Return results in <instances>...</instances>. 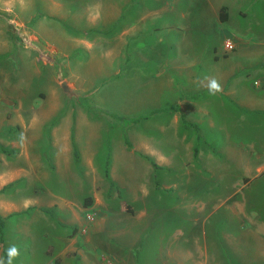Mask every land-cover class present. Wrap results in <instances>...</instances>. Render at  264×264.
<instances>
[{"label":"rangeland","instance_id":"1","mask_svg":"<svg viewBox=\"0 0 264 264\" xmlns=\"http://www.w3.org/2000/svg\"><path fill=\"white\" fill-rule=\"evenodd\" d=\"M220 2L236 7L230 9L229 22L217 18L212 29V11ZM92 7L104 9L105 27L85 23L77 12ZM129 21L131 29L135 24L136 30L124 32ZM119 27L123 34L116 44L114 34ZM72 35L84 37V43L73 41ZM226 36L237 43L236 52L234 46L224 49L236 58L234 72L242 66L259 67L249 74L250 83L257 85L262 80L259 69L264 67V0H0V213L5 221L0 258L15 244L20 256L14 264H82L81 257L89 258L98 245L120 247L121 236L110 233L101 240L109 224L115 231L112 215L119 212L98 214L99 206L92 203L84 208L81 203L92 191H101L105 200L103 184L109 179L103 168L110 152L109 172L116 183L110 185L113 191L107 197L136 205L129 199L130 186L135 180L146 179L145 173L150 179L151 169L146 160L130 155L123 138L139 143L147 132L165 153L175 147L168 152V165L162 164L169 168H212V158L204 155L212 151V143L218 146L226 138L233 145L240 137L248 138L246 145L260 147L264 139L262 114L252 125L240 122L235 110L231 116L220 114L218 99L207 90L205 78L209 76L202 75L204 72L212 77V44L221 50L218 54L228 55L220 46L223 42L224 47ZM86 45L92 48L86 49ZM175 59L181 65H173ZM217 65L222 66L219 61ZM166 74L170 87L160 84ZM159 75L161 78L155 79ZM239 79H228L229 84L218 81L229 90L251 89ZM63 80L69 91L62 88ZM156 90L162 95L150 93ZM187 92L198 95L184 99L182 94ZM179 98L180 107L176 105ZM192 99L195 108L188 105ZM252 104L251 108L259 110L260 103ZM157 107L158 112L146 117ZM244 111L239 115L252 114ZM212 117L218 118L220 125L213 127ZM62 127L66 137H60ZM58 138L65 141L56 143ZM73 141L79 150L78 160L73 157ZM193 143L200 152L198 159L192 155ZM244 150L239 148L241 153ZM176 151L184 159H180L182 154L177 157ZM192 170L183 178L176 177L185 187L193 184V174L198 184L204 182V177L198 171L192 174ZM8 182L12 184L1 189ZM162 200L171 199L165 195ZM49 205L53 206L50 211L40 209ZM164 205L150 206L158 212H148V220L153 223L145 229L147 236L138 264L165 259L162 248L167 244L185 248L192 242L189 237L201 231L199 221L193 220L196 209L180 206L172 213ZM72 209L80 215L76 217ZM86 212L91 222L98 216L95 225L101 227V237L96 238L84 227L70 246L67 241L75 236L67 226L88 223ZM172 216L174 219L167 222L165 218ZM178 220L185 223L179 233ZM210 223L212 219L206 223V231H212ZM172 237L176 238L173 242ZM244 237L249 235L245 233ZM49 246L51 253L46 252ZM250 248L247 255L221 257L231 260L230 264H264L262 256L250 255ZM67 250L73 254L66 255ZM100 257L104 260L108 254L100 251Z\"/></svg>","mask_w":264,"mask_h":264},{"label":"crops","instance_id":"2","mask_svg":"<svg viewBox=\"0 0 264 264\" xmlns=\"http://www.w3.org/2000/svg\"><path fill=\"white\" fill-rule=\"evenodd\" d=\"M221 5H225L227 9V18L225 20L220 19L219 8ZM232 7L236 6L232 5ZM92 8L93 9L85 8V10L77 12L82 14L81 16L83 17L81 19L85 23L95 25L100 23L103 25L102 28L105 27L104 9L96 7ZM231 8L223 2L219 3L218 9L216 11H212V19L215 20L212 21V29H215L213 24H216L218 21L217 18L221 22H229L228 19L230 17ZM91 10L92 12L90 13ZM119 14L120 13L118 11L117 17H120ZM168 14V10H166L165 16L167 17ZM109 23L110 21L108 24ZM131 27V22L129 21V23L123 27L124 29H122L124 32L136 30L135 24H133L132 29ZM122 29L121 27L117 28V33L114 34V38L117 39L116 44L122 38ZM82 38L76 35H72L71 37L73 41L76 39L77 41L84 43L82 41L84 39ZM93 38L94 36L92 39ZM88 39L85 37V41H88ZM226 39L231 40L228 36L224 38V40ZM233 43L234 48L232 50L236 52L237 43ZM220 46L222 47L223 54L231 52L224 51L223 42ZM55 47H62V45H55ZM89 48H92V46L86 45V49ZM115 49H117V47H115ZM219 51L221 50L217 47L216 43L212 44V77L227 84H229L228 79L239 77V81H242V84L245 87L251 88L247 90H229L227 89V86L224 88L222 87L223 95H215L219 101L217 102V108L219 109L220 114L230 115L231 111L235 110L237 112V118L240 116V122L242 121L245 123L248 121L250 125L255 122H259L261 114L264 120V67L259 69V72H262L260 73L262 80H259L257 85H252L250 83L249 74L252 70L258 71L255 68L259 67L242 66L238 72H234L233 64L237 63L236 58L234 60V55L232 53L228 55H220L218 54ZM218 61L222 66L217 65ZM172 63L177 66L181 65V62L177 59H175ZM242 63L244 65L243 61ZM118 71L119 70L116 69V72ZM201 74L199 73L198 78L202 75H208L211 77V75L204 72L202 75ZM161 76L162 75H159L155 79L161 78ZM160 84L170 87V78L167 74ZM150 93H153L156 96L162 95L158 90L150 91ZM176 95H180L177 90ZM196 95H198L197 92H187L182 94V97L184 96L183 98L185 99V96L193 97ZM225 95H227L228 98ZM255 95L256 98H254ZM193 100L194 99L189 101L188 105L191 104L195 108V102ZM178 101L179 103H176V105L179 107L182 106V98H179ZM254 102L260 103L258 104L260 107L259 110L251 108L254 107L252 104ZM153 109L159 108L157 107ZM244 110H248L252 114H244L243 116L239 115V112L245 113ZM254 113H260V115H255ZM252 116L255 117L252 118ZM220 123L221 121L218 118L214 119V117H212L213 127L215 124L220 125ZM198 126L199 125L197 124V127ZM262 127L264 128V125H262ZM65 132V128L62 127L60 137H66L67 132ZM68 134L70 136V130L68 131ZM133 136L135 137V133L132 137ZM123 140H125V138H123ZM61 141L64 142V138H58L56 143ZM197 143H193V149L195 146L196 152L194 153L193 151L192 153L196 159L200 156ZM248 143V138L245 140L243 137H240L237 143H234L235 145H233V143L227 138L226 142L221 143L218 146L212 143V151L204 155V157L212 158V168L203 167L198 169L186 167H165L164 165H168L167 162H169L170 155L168 152L174 151L175 147L171 149L168 148L169 151L165 153L160 146H156V143L151 140L150 135H148L147 132L143 135L142 139L139 140V143H137L136 140H133L131 141V147L128 148L124 145L123 147L130 152L131 156H135L138 160L141 159V161L143 159L147 161V168L151 169V171L148 172L151 173V178L149 179L147 173H145L146 179H141L140 181L135 180L134 185L130 186L129 190L131 194L129 199L131 201H135L136 205L132 204L129 200L122 199L121 197L119 201L113 200L112 196H110V198L107 197V195L113 191L112 187L110 188V185L116 183L114 179L111 178L113 175L111 172H109L108 176L104 173V175L109 179V181L107 180V182L103 184L104 189L102 192L105 194V200L103 199V193H101V191L96 193H93L92 191V193H87L84 196L81 203V206L84 208L94 203L93 206H99L98 214L100 212L102 213V211H110L113 213L114 210H117L119 212L118 215H112L113 219L116 221L115 231H113L109 224L105 233L102 234L103 239L101 240H106L108 238L107 235L111 233V235L114 234V236H121L122 244L120 243V247L113 249L110 248L111 250L107 248L108 246L106 244L98 245L97 252H91V256H89V258L81 257L83 260L82 264H105L107 261H111L114 264H138L142 253L141 251L143 249L144 239L147 236L145 229L149 230L150 224L153 223V221L148 220V212L154 210L155 207L150 206L153 205L160 208L163 203L165 204L164 206H166V209L169 211L171 210L172 213H175L180 206L196 209L193 220L195 222L199 221L201 231L198 234H194L189 237V239H192V242L190 245L185 246V248H181L179 246L173 248L169 244L166 245L164 243L166 246L162 249L164 250L166 258L164 259L161 257L162 260L154 258L150 264H230L231 260H223L221 256L225 254L234 256L247 255L249 254V247H251L250 249L253 251L250 255L254 254L262 256L264 261V139L261 142L260 147H250L249 145H246ZM239 148L245 149L244 152H239ZM136 149L139 152L134 153ZM234 150L237 151L236 155ZM225 152H227V155H225ZM176 153L178 154L177 157L182 154L178 151H176ZM144 155L151 157L160 165V167L154 170V167L150 163L149 159ZM180 159H184L183 154L180 156ZM160 161L162 162L161 164L159 163ZM236 165L238 167H236ZM109 169H111L110 165ZM189 169H193L191 171L192 174L198 171L200 176L204 177V182H199L198 184L197 182L199 179L193 174L194 178L192 179L193 184L191 186L185 187L184 184H181L182 181L176 177H185L189 173ZM110 179L113 181V184H111ZM190 188L192 192L189 191ZM171 193L175 196H172ZM93 194L96 199H94ZM165 195H169L171 200H162V197L164 198ZM87 196L90 197L89 203H86ZM121 200H124L130 206V209L123 208L120 204ZM96 202L97 204H95ZM44 207H48L50 209L53 208L52 205H49L41 206L40 209L44 210ZM70 208L71 207H68L67 205V209ZM155 211H157V209H155ZM72 212L76 217H78L79 213H76L77 211L72 209ZM13 213L14 212H11L8 215ZM86 214L87 212L85 215ZM197 216H199L198 219ZM86 218L87 222L89 221L93 224L90 225L89 222L81 226L68 224L69 226H67V228L70 229L71 236H75L74 239L67 241V244L70 246L74 245L76 238H78L80 231L84 230V227H86L87 230L91 229V232L96 236V238L101 237L99 231L101 230V227L95 225L98 216L94 222H91V219L87 216ZM83 219H85V217H83ZM165 219L168 220L167 222H170L174 219V216L171 218L167 217ZM211 219L212 223L210 224H212V231H206V223ZM177 222L176 230L179 233L184 228L185 223L180 220ZM78 226L80 227L77 228ZM164 232L168 233L167 229H165ZM245 233H247L249 237H244ZM126 234L128 235L127 237H125ZM166 236L168 237L170 235L167 234ZM166 236H164V239ZM174 239L176 238L172 237V242ZM50 248L51 246L46 249L47 253H51ZM246 248L247 250L245 252ZM100 251H105L106 254H108V257L104 260L101 259ZM69 254L71 255L73 253L72 251L67 250L66 255ZM81 258L78 259V263L81 262Z\"/></svg>","mask_w":264,"mask_h":264},{"label":"trees","instance_id":"3","mask_svg":"<svg viewBox=\"0 0 264 264\" xmlns=\"http://www.w3.org/2000/svg\"><path fill=\"white\" fill-rule=\"evenodd\" d=\"M219 14H220V19L221 20H225L226 18H227V9H226V6L225 5H221L220 6V8H219ZM159 110L158 109H152L151 111H150V113L149 114H147V116L146 117H148L149 115H151V113H155V112H158ZM143 116V115H142ZM142 116H139V117H136L134 120H139ZM196 126V125H195ZM125 144H126V146L129 148V147H131V142L129 141V140H127L126 138H125ZM2 150H4V151H10V150H8V149H6L5 147H2ZM193 151H194V153L196 152V147L194 146V149H193ZM73 153H74V158L76 159V160H78V156H79V154H78V149H77V146H76V144H75V141H73ZM146 158H148L149 159V161H150V163L152 164V166L154 167V170L156 169V168H158V167H160V165L158 164V163H156L151 157H149L148 155H144ZM109 163H110V152H107V155H106V162H105V165H104V173H105V175L106 176H108L109 175ZM110 181H111V184H113V181L110 179ZM12 184V182H8V183H6V184H4L2 187H1V189H4V188H6L7 186H9V185H11ZM87 199V201H86V203H89L90 202V197H86ZM120 204H121V206L123 207V208H128V209H130V206L124 201V200H121L120 201ZM44 210H46V211H50L51 209L50 208H48V207H44L43 208ZM4 225H5V222H4V217L0 214V240L2 239V235H3V227H4ZM3 258H5V260H6V258H7V251L4 253V256H3Z\"/></svg>","mask_w":264,"mask_h":264},{"label":"clouds","instance_id":"4","mask_svg":"<svg viewBox=\"0 0 264 264\" xmlns=\"http://www.w3.org/2000/svg\"><path fill=\"white\" fill-rule=\"evenodd\" d=\"M207 90L210 95L215 96L217 93L222 91V85L220 82L214 77H206ZM23 138V137H21ZM20 256V248L18 245L12 244L7 249V258H0V264H14V261L18 259Z\"/></svg>","mask_w":264,"mask_h":264},{"label":"built area","instance_id":"5","mask_svg":"<svg viewBox=\"0 0 264 264\" xmlns=\"http://www.w3.org/2000/svg\"><path fill=\"white\" fill-rule=\"evenodd\" d=\"M233 46H234V44H233V42H232L231 40H226V41L224 42V49H225V50H231V49L233 48ZM86 216H87L88 218H91L90 213H87ZM105 264H114V263L111 262V261H107ZM167 264H171V263H167Z\"/></svg>","mask_w":264,"mask_h":264},{"label":"water","instance_id":"6","mask_svg":"<svg viewBox=\"0 0 264 264\" xmlns=\"http://www.w3.org/2000/svg\"><path fill=\"white\" fill-rule=\"evenodd\" d=\"M61 85H62V88H63L64 90L69 91V90H68V85H67V83H66L65 80H63V81L61 82Z\"/></svg>","mask_w":264,"mask_h":264}]
</instances>
